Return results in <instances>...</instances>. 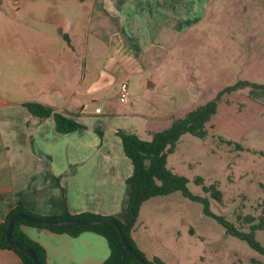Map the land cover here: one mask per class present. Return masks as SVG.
Masks as SVG:
<instances>
[{"label": "rangeland", "instance_id": "rangeland-1", "mask_svg": "<svg viewBox=\"0 0 264 264\" xmlns=\"http://www.w3.org/2000/svg\"><path fill=\"white\" fill-rule=\"evenodd\" d=\"M95 11L102 12L98 16L104 23L95 19ZM23 17L26 32L39 28L42 42L56 41L58 47L67 46L68 35L76 32L83 48L96 53L93 60L87 55V65L121 76V58L129 66L132 98L131 104L121 102L122 108L160 112V127L235 84L221 95L206 123L207 134H183L168 154V164L189 177V190L203 200L175 190L180 194V240L164 231L155 248L165 264H264L260 249L216 218L249 231L264 217V0H0V32L15 33ZM129 19L144 39L131 50L134 56L123 41L129 37ZM112 20L120 35L104 29ZM9 44L2 55L15 60L16 46ZM105 92L112 96L113 87ZM196 175L203 183L194 182ZM213 182L219 198L203 187ZM183 209L190 213L189 228ZM254 236L264 246V229H255Z\"/></svg>", "mask_w": 264, "mask_h": 264}, {"label": "crops", "instance_id": "crops-1", "mask_svg": "<svg viewBox=\"0 0 264 264\" xmlns=\"http://www.w3.org/2000/svg\"><path fill=\"white\" fill-rule=\"evenodd\" d=\"M100 13L95 11V19L104 23ZM18 20V31L10 35L0 32V222L17 202L41 215L67 209L70 213L113 214L124 220L126 178L133 165L117 129L149 138L150 131L163 128L159 126L162 113L144 107L122 108L118 87L121 80L127 79L125 70L129 66L121 58L118 57L124 69L121 76L114 69L87 65V55L91 54L93 60L96 53L87 46L83 48L76 32L68 35L67 46L58 47L56 41L42 42L39 28L26 32L24 17ZM90 20L88 17L84 22L86 32ZM59 21L62 23L60 18ZM114 22L104 29L120 35L121 29L118 25L115 28ZM127 32L129 37L123 41H128L129 56H134L131 50L144 43L142 32L131 19ZM11 41L16 46L15 60L2 55L3 47L9 48ZM117 77L120 78L116 80ZM111 87L112 96L105 92ZM25 100L51 104L84 126L58 131L53 115L40 119L22 103ZM131 103L132 98L127 104ZM96 128L101 129V135ZM181 213L189 228L190 213ZM150 222L155 223L153 228ZM21 227L28 237L43 245L46 264H102L109 254L106 238L90 229L72 235L44 226ZM164 231L175 238L180 231V194L176 191L144 200L131 231L136 246L146 256L161 259L154 264H165L155 248ZM174 257L177 259L178 253ZM0 264L22 261L14 250L0 247Z\"/></svg>", "mask_w": 264, "mask_h": 264}, {"label": "trees", "instance_id": "trees-1", "mask_svg": "<svg viewBox=\"0 0 264 264\" xmlns=\"http://www.w3.org/2000/svg\"><path fill=\"white\" fill-rule=\"evenodd\" d=\"M235 87V84H230L221 89L214 97L199 103L193 108L187 110L182 116H174L170 124L166 127L152 130L149 138H143L136 132L125 131L121 128L117 129V134L120 136L124 152L131 159L133 165L132 173L126 178L128 187L127 200L124 205L125 219L120 220L113 214H100L92 211H82L79 213H70L65 209L62 213L53 215H41L32 212L23 203L17 202L4 216L0 222V247L10 248L14 250L20 257L22 264H34L31 255L19 246L10 243L6 238V227L11 214L15 212H24L26 214L37 215L49 219L76 217V218H116L126 237L128 243L139 252L149 264L160 263L161 259L157 256L148 258L142 250H140L134 239L131 231L136 224L140 206L144 200L157 194H166L175 190H180L184 195L191 199L203 200L199 194L192 193L188 188L190 179L188 176L176 172L168 164V154L174 150L177 141L185 133H191L199 137H204L207 134L206 123L216 112L221 95L230 91ZM28 110L35 116L43 119L53 115L55 126L58 131L68 132L78 127H83L84 124L69 115L66 112L56 110L51 104L39 100H25L22 102ZM101 135L102 131L96 128ZM194 182L203 183V177L196 175ZM205 189H212V193L219 198L221 191L216 188L213 182L209 186L203 185ZM205 210L208 214L213 213L208 210L207 204ZM216 216V215H214ZM217 220L222 223L227 230L238 235L241 238L247 239L252 246L257 247L264 253V246L255 239V229H264V217H259L258 220L251 223L249 231L235 229L232 225H228L221 216H216ZM250 220V219H249ZM22 224H31L44 226L55 231H66L72 235H78L80 232L90 229L103 235L109 246V254L104 259L102 264H143L137 257L129 252L121 241L119 232L112 222H101L91 225H48L27 220L24 217H16L12 225V236L14 239L21 241L30 246L37 258L39 264H46V251L42 244L28 237L22 230Z\"/></svg>", "mask_w": 264, "mask_h": 264}, {"label": "water", "instance_id": "water-1", "mask_svg": "<svg viewBox=\"0 0 264 264\" xmlns=\"http://www.w3.org/2000/svg\"><path fill=\"white\" fill-rule=\"evenodd\" d=\"M16 217H24L27 220L38 222V223H45L48 225H67V224L91 225V224H97V223L107 222V221L112 222L116 226V228L119 232L121 241L123 242L125 248L129 252H131L135 257H137L143 264H149V262L128 243V241L126 240V237L124 235V231H123L119 221L116 218H113V217H104V218L67 217V218L49 219V218L42 217V216L26 214L24 212H15V213L10 215L9 220H8V224L6 227L5 233H6L7 241L19 246L20 248H22L26 252H28L34 261V264H39L38 258L36 256L34 250L30 246H28L27 244L14 239L12 236V233H11L12 225H13L14 219Z\"/></svg>", "mask_w": 264, "mask_h": 264}, {"label": "built area", "instance_id": "built-area-1", "mask_svg": "<svg viewBox=\"0 0 264 264\" xmlns=\"http://www.w3.org/2000/svg\"><path fill=\"white\" fill-rule=\"evenodd\" d=\"M118 96L122 102L130 101V90L127 79H123L119 83Z\"/></svg>", "mask_w": 264, "mask_h": 264}]
</instances>
